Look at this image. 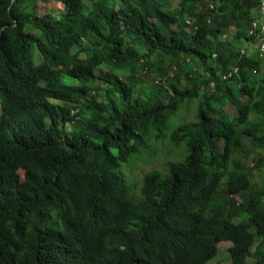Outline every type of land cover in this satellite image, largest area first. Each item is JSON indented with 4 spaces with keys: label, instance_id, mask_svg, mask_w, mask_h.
<instances>
[{
    "label": "trees",
    "instance_id": "16d2710c",
    "mask_svg": "<svg viewBox=\"0 0 264 264\" xmlns=\"http://www.w3.org/2000/svg\"><path fill=\"white\" fill-rule=\"evenodd\" d=\"M166 1L0 0V264H264L260 1ZM195 102L131 199L119 171Z\"/></svg>",
    "mask_w": 264,
    "mask_h": 264
},
{
    "label": "rangeland",
    "instance_id": "374dc122",
    "mask_svg": "<svg viewBox=\"0 0 264 264\" xmlns=\"http://www.w3.org/2000/svg\"><path fill=\"white\" fill-rule=\"evenodd\" d=\"M166 2L167 5L172 8L177 5L176 3L174 4L173 0H169ZM39 11L40 14L50 12L55 16H59V14L61 13L60 11H63V5L57 3L51 5H42ZM190 18V16H187V20H190ZM123 40L125 46L129 48V41L125 38H123ZM246 48H248V44H246ZM76 51H78V47L73 48V52ZM262 63L264 65V62ZM154 76L155 79H157L159 75H154L153 73L149 74L146 77L145 85L151 83L156 84ZM197 109V102L192 103L190 106L188 105V103L183 105L180 111L176 115L171 117V119L168 121L169 123L167 125V129L163 131L165 137L162 140H158L157 134H159V132H153L146 140L147 143L145 146L147 148L144 149L139 155L132 158L128 164H125L121 168L119 174L123 177L127 187L131 191V199H134V196L137 197L139 195V189L142 185V179L145 174L152 171H157L165 176L172 165L179 164L184 161V159L186 158L184 155V153L186 152V146L184 144L176 145V143L172 140V134L181 124L194 122L196 119ZM224 109L231 115L232 118L237 116V111L232 105H227ZM213 110V107H210V111ZM248 165L252 167V162L250 161ZM254 173H257V171H255ZM253 175L256 180L264 177V173ZM21 176H23V174H21ZM230 247L231 244L228 242L220 244V252L218 258L212 264H216L218 262L229 263L230 259L227 255V250Z\"/></svg>",
    "mask_w": 264,
    "mask_h": 264
},
{
    "label": "built area",
    "instance_id": "2783aa9c",
    "mask_svg": "<svg viewBox=\"0 0 264 264\" xmlns=\"http://www.w3.org/2000/svg\"><path fill=\"white\" fill-rule=\"evenodd\" d=\"M260 1V14L259 20H254L251 23V27L248 31V36L255 38L262 37L264 35V0ZM258 54L260 57H264V41L262 40L258 47Z\"/></svg>",
    "mask_w": 264,
    "mask_h": 264
}]
</instances>
